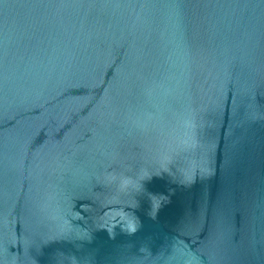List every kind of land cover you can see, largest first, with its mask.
<instances>
[{
    "label": "water",
    "instance_id": "95a60500",
    "mask_svg": "<svg viewBox=\"0 0 264 264\" xmlns=\"http://www.w3.org/2000/svg\"><path fill=\"white\" fill-rule=\"evenodd\" d=\"M0 264H264V0H0Z\"/></svg>",
    "mask_w": 264,
    "mask_h": 264
},
{
    "label": "clouds",
    "instance_id": "9594fccd",
    "mask_svg": "<svg viewBox=\"0 0 264 264\" xmlns=\"http://www.w3.org/2000/svg\"><path fill=\"white\" fill-rule=\"evenodd\" d=\"M123 183L127 184V183H128V180H127V179H125V180L123 181Z\"/></svg>",
    "mask_w": 264,
    "mask_h": 264
}]
</instances>
